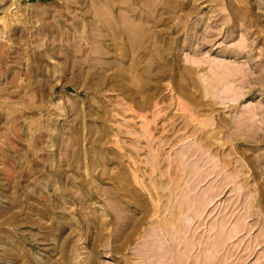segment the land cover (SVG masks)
Masks as SVG:
<instances>
[{
	"label": "rangeland",
	"instance_id": "rangeland-1",
	"mask_svg": "<svg viewBox=\"0 0 264 264\" xmlns=\"http://www.w3.org/2000/svg\"><path fill=\"white\" fill-rule=\"evenodd\" d=\"M0 264H264V0H0Z\"/></svg>",
	"mask_w": 264,
	"mask_h": 264
},
{
	"label": "bare ground",
	"instance_id": "bare-ground-1",
	"mask_svg": "<svg viewBox=\"0 0 264 264\" xmlns=\"http://www.w3.org/2000/svg\"><path fill=\"white\" fill-rule=\"evenodd\" d=\"M151 2V1H150ZM153 4V1L151 2ZM155 3V2H154ZM95 16H97V19H101L100 15L96 14ZM125 20V19H124ZM124 34L126 35V37L128 36L130 40H132L133 42L137 39H139V33H141V29H142V26L140 23H137L135 21H132V20H129L128 21V24L127 22L125 23L124 21ZM123 31V30H122ZM129 40V41H130ZM139 41V40H138ZM132 43V42H131ZM97 48V46H96ZM101 50V49H100Z\"/></svg>",
	"mask_w": 264,
	"mask_h": 264
}]
</instances>
